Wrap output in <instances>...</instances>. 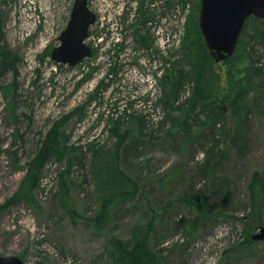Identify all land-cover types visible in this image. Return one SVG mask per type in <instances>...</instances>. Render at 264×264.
I'll list each match as a JSON object with an SVG mask.
<instances>
[{
	"label": "rangeland",
	"instance_id": "rangeland-1",
	"mask_svg": "<svg viewBox=\"0 0 264 264\" xmlns=\"http://www.w3.org/2000/svg\"><path fill=\"white\" fill-rule=\"evenodd\" d=\"M74 1L0 0L18 58L12 111L0 91V256L111 264L110 237L126 241L141 224L153 255L144 264H264V241L247 243L264 226V208L260 220L250 214L248 190L264 171V38L248 35L263 31L264 21L246 22L234 55L215 63L198 29L200 0H168L151 57L135 40L141 0H88L94 54L71 68L52 62L51 52ZM104 17L121 18L120 36L112 29L104 37ZM254 68L263 72L251 88ZM11 81L0 78V88ZM240 91L248 97L245 147L231 141L244 114L234 105ZM211 105L220 111L214 128L202 124ZM52 131L57 150L25 197L28 165ZM101 146L118 150L119 171L129 179L126 198L104 218L98 183L108 177L98 182L92 166ZM216 153L224 154L220 165L201 175L196 166ZM16 194L21 199L10 203Z\"/></svg>",
	"mask_w": 264,
	"mask_h": 264
},
{
	"label": "trees",
	"instance_id": "trees-1",
	"mask_svg": "<svg viewBox=\"0 0 264 264\" xmlns=\"http://www.w3.org/2000/svg\"><path fill=\"white\" fill-rule=\"evenodd\" d=\"M145 0H141V6ZM148 2V1H147ZM149 9L152 10L151 4L149 5ZM253 18H249L248 21ZM245 22V23H246ZM245 25V24H244ZM264 38V30H260L258 28H252L251 33L248 35V41L254 42L255 39ZM260 42H264L260 41ZM17 56L10 49L7 44L6 37L3 31L2 18L0 14V78H5L7 76L12 77V81L7 84L5 87L0 88L1 95L3 98L8 99L10 101L9 107L10 111L13 110L15 104L17 103V83L16 78L18 76L17 70ZM252 73L250 75L249 84H254V78H259L261 76L260 73L262 69L254 68L252 69ZM257 87V84H256ZM255 87V88H256ZM241 96V97H240ZM238 100L234 102V105L240 106L243 108L244 114H242L243 119H241V126L238 128V131L235 130V135L231 136V141L235 143V145L240 144L245 147V141L248 136V121L245 116L247 110L248 97L245 95V92L240 91L238 94ZM246 104V105H245ZM212 106V105H211ZM219 108L214 109L213 106L209 110V113H206V119L202 123L207 126L215 127L217 122L219 121ZM13 116V112L10 113ZM15 123V119H13ZM188 122V121H187ZM185 125V129L188 131L191 129L192 124L189 122ZM211 123V124H209ZM226 134V132H224ZM226 136V135H225ZM125 139H123L124 141ZM55 133L50 132L44 141L40 149L38 150L34 159L28 165V171L25 179H29L31 182L30 188L27 191L25 197H32L31 192L38 182L40 172L44 167L46 160L55 153L57 150ZM242 149V147H240ZM213 151V150H212ZM118 150H106L103 151V146L97 148L94 151L92 166L93 172L95 175V179L101 181L102 179H106L108 177V181H103L102 184L98 183L99 191L101 192L99 201H101V211L100 214L103 218L106 216L105 213L108 211L110 205L114 202L122 201L127 196V188L129 187V179L123 175L118 168L119 163V154ZM216 153L213 155L214 160L206 161L198 164L196 167L199 168L200 174L207 177L211 169V164H215L217 166L220 165V159L223 158L224 154ZM220 157V158H219ZM219 159V160H218ZM106 165L109 166L110 175L106 172ZM216 173V170H215ZM248 190L250 193V205L249 208L251 210V215L253 218L260 220L262 210L264 208V171L262 173L255 174L252 181L248 186ZM21 197L19 195H15L10 203L16 202ZM64 199L63 193H61V202ZM149 232L147 227L141 224H135L130 231V238L126 241L120 240L115 237H110L109 239V249L108 256L111 260V264H144L145 259H153V255L150 253L149 245ZM251 240H248V244H252Z\"/></svg>",
	"mask_w": 264,
	"mask_h": 264
},
{
	"label": "water",
	"instance_id": "water-1",
	"mask_svg": "<svg viewBox=\"0 0 264 264\" xmlns=\"http://www.w3.org/2000/svg\"><path fill=\"white\" fill-rule=\"evenodd\" d=\"M264 21V0H200L198 29L208 54L215 63L230 59L238 45L247 19ZM96 16L87 0H75L70 20L59 36V45L51 52V61L71 68L91 58L86 43ZM251 241H264V226L251 235ZM0 264H24L15 256H0Z\"/></svg>",
	"mask_w": 264,
	"mask_h": 264
},
{
	"label": "flooded vegetation",
	"instance_id": "flooded-vegetation-1",
	"mask_svg": "<svg viewBox=\"0 0 264 264\" xmlns=\"http://www.w3.org/2000/svg\"><path fill=\"white\" fill-rule=\"evenodd\" d=\"M150 2H151L150 4L152 6V10L147 9L148 2H146V1L143 3V5L139 9V11L137 10L139 12L138 16H139V25L140 26H138V28L135 29V40L138 43V45H137L138 48L141 50L140 53H142V54L148 53L149 56L152 57L155 55V52H156V49H155L156 29L160 28L162 21L164 23L166 22V18L168 16V13L170 12V2L168 0H164V1H162V0H151ZM158 2H159V6H158V9L156 11L155 5L158 4ZM140 3H141V1H140ZM156 12L158 14H155ZM70 16H71V13H70ZM104 19H105V23H103L101 25V27H103V30H104V33H103L104 37L107 38L111 34L109 32L112 31V29H115L117 36H120L122 34V32H121L122 31V24L120 22L121 21L120 17L119 18L114 17V19H111L110 17H108L106 19L104 17ZM69 20H70V17H69ZM69 20H68V22H69ZM68 22H67V24H68ZM67 24H66V27H67ZM65 28L62 30V32L65 30ZM90 29L88 31L87 40L89 39V37L91 35ZM61 33H60V35H61ZM157 33H159V31H157ZM165 37H166V34H165ZM157 39H158V37H157ZM87 40H86V43H87ZM113 47L117 48L116 50L114 49L115 51L120 50V45H113ZM91 50H92V56H93L94 49L91 48ZM88 59H90V58H88ZM152 61H153V63H155L154 60H152ZM148 62H149V60H148ZM63 66H65V65H63Z\"/></svg>",
	"mask_w": 264,
	"mask_h": 264
}]
</instances>
